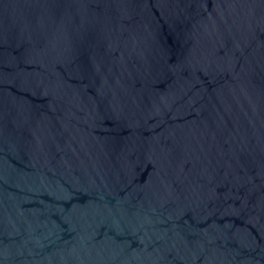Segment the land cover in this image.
<instances>
[{"label": "water", "instance_id": "water-1", "mask_svg": "<svg viewBox=\"0 0 264 264\" xmlns=\"http://www.w3.org/2000/svg\"><path fill=\"white\" fill-rule=\"evenodd\" d=\"M0 264H264V0H0Z\"/></svg>", "mask_w": 264, "mask_h": 264}]
</instances>
